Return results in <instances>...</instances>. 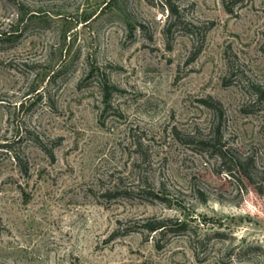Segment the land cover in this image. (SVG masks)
I'll use <instances>...</instances> for the list:
<instances>
[{
	"label": "rangeland",
	"instance_id": "obj_1",
	"mask_svg": "<svg viewBox=\"0 0 264 264\" xmlns=\"http://www.w3.org/2000/svg\"><path fill=\"white\" fill-rule=\"evenodd\" d=\"M177 1L170 46L159 0H0V264H264V197L200 143L264 171V0Z\"/></svg>",
	"mask_w": 264,
	"mask_h": 264
},
{
	"label": "trees",
	"instance_id": "obj_2",
	"mask_svg": "<svg viewBox=\"0 0 264 264\" xmlns=\"http://www.w3.org/2000/svg\"><path fill=\"white\" fill-rule=\"evenodd\" d=\"M120 0H106V6L111 9L123 10L119 5ZM244 0H223L225 9L233 13L234 6L237 2H241ZM161 6H163L167 10V21L165 26L163 27V34L166 37L168 44L171 46L172 40L174 38V34L176 30L182 29L184 32L189 34H195L197 30L200 29L193 21L188 20L179 5L177 0H159ZM208 27L203 28L202 31H199L201 37L204 38L205 31ZM22 36V31L18 32V29H13L10 26L9 29H1L0 30V44H8L9 46H13ZM93 71H90V75ZM102 88L104 90V95L106 98H109L114 87L109 84V82L104 78L102 82ZM257 95L260 99H264V86L258 87ZM209 106H214L215 103L213 101L206 102ZM216 134L207 138L205 140H201L200 143L203 146L204 150L211 151V154L215 155L222 164L226 165L224 167L228 173L234 176H243L249 182L255 185L256 190L264 197V171L257 172L254 167V159L252 156L239 157L234 154L233 150L230 147H227L225 143L222 141V134L220 132L219 126L217 127ZM190 139L186 141L189 143ZM9 145L4 143L2 147H5L8 150ZM42 146H44L42 144ZM48 150V152L52 155V149L44 148ZM14 159L19 163L21 169H25L27 172V163L26 158L21 157L20 155H13ZM240 178V177H239ZM241 179V178H240ZM150 232L158 233L160 236L165 235L166 233L180 234L185 232V229L188 227L186 221L179 220H166V219H157L151 220L145 224ZM169 233V234H170Z\"/></svg>",
	"mask_w": 264,
	"mask_h": 264
}]
</instances>
